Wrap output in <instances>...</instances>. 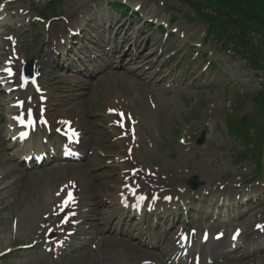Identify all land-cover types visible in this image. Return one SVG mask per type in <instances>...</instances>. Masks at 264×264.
I'll list each match as a JSON object with an SVG mask.
<instances>
[{
	"label": "rangeland",
	"instance_id": "374dc122",
	"mask_svg": "<svg viewBox=\"0 0 264 264\" xmlns=\"http://www.w3.org/2000/svg\"><path fill=\"white\" fill-rule=\"evenodd\" d=\"M42 1L24 0L23 3L25 5L30 3L31 6H37L38 12L35 11V13L43 17L62 14L64 17L66 15L67 17L77 18L80 13H83L86 17L90 15L93 19L87 27L91 32L93 31V33L97 34L99 43L107 46L108 42L112 44L114 40L115 42L119 41L118 38H115L116 35H112V37L108 38L112 31V28L108 26L112 24L113 20L116 21V19L122 18L121 14L115 12L108 4H105V0H55L48 5L46 4L48 0ZM106 1L111 3L110 0ZM158 1L160 0H146L145 4H151L153 7H156L157 5L160 6ZM163 1L165 5L160 6V9H163L166 17L169 15L176 17V20L171 23V26L178 27L179 31H183L189 39H187L186 36V38H180L176 34L172 35L171 38L163 44L159 39V32L154 29H151L149 32L147 31V33H152V41L158 43L159 48L156 54L153 55L157 63L147 74L150 76L153 73H157L159 69H162L158 72V76L163 77L170 73L171 79L175 78L173 86L168 90H164L163 83L162 88H157V86H153L149 83L148 86L154 91L152 93L153 98L147 100L146 95H139L137 93V86L131 76L127 75L123 77L121 68H112V81H110L109 84H107L108 81L106 77H98L93 87L88 89L82 86L79 92L86 93L79 96L74 95V97H76L74 99H72L73 97H69V91L73 89V87L58 90L56 92L58 95L60 94L57 98L60 101L57 103L59 104L58 107L62 106L61 113H69L70 117L78 119L79 124L86 132L85 145L91 148L92 142H95L97 145L110 142V135L107 136V133L110 131L109 127L105 128L104 133L100 130L104 128L103 125H105V122L109 121L105 118L106 113L104 110L107 105V100H111L115 96L120 100H124L128 103V110L135 115L137 119H140L141 127L140 130H138V134L141 141L146 144H151V147L145 146L142 148V154H140L141 163L149 167L156 166V168L159 169L160 175L163 177L175 175V177L169 178V182L173 185L186 186V193L188 195L193 192L187 186L188 180H190L193 175L199 182H203L199 185V189L194 191L195 193L201 192L202 187L209 190L212 187H216L221 181H224L222 185H225V190H228L231 196L229 193H225V196H220L217 190L208 192L209 194L207 195L202 191L199 200L203 197L210 196L218 197L220 200L219 202L226 201V203L230 202L229 204H233L236 202V194L249 190V188L241 187L236 190L235 186H232L230 181L237 182L240 176L247 178L248 175L254 174L256 169L253 161H247L246 159L235 160L232 156L231 147H233V145L237 146L236 149L238 150H242L243 146L238 147L233 138L228 136L225 126V117L226 113L231 111L230 103L234 100L235 96L237 94H243L247 90L250 92L258 90L260 85L264 83V74L252 70L239 55L235 54L233 51H227L224 46H220L213 40L205 38L201 49L199 47H189V45L196 42L198 44V42L202 40L205 29L204 23L198 20L188 21L184 18L183 15L190 16L192 12L182 1ZM167 4L173 5V9H167ZM105 18L108 20H101ZM9 19L10 21H8V23L13 24L18 21V19L22 20L23 16H13ZM58 21L62 23L63 20L59 19ZM104 22L106 24H102ZM128 25L131 29L139 27V25L135 26L133 23H129ZM105 26L108 27L107 30H104ZM141 29L145 30L147 28L142 27ZM39 30L36 36L35 34H27L24 38L21 52L26 58L37 57L35 54L38 55L40 48L47 49V47L42 45L43 42L45 44V41H47L45 39L47 34L45 36L40 33L42 31L45 32L42 27ZM147 33H144L142 38H144ZM131 36H134V34ZM109 39H111V41H109ZM252 42L255 43L257 40L253 37ZM182 43H185V45L183 49L180 50ZM171 47L176 49L170 52ZM161 48H163L164 52L160 55L159 50ZM198 50L199 54L201 55L204 53V56L203 58L194 60L195 51ZM2 51L4 53V48L0 45V59L3 57ZM188 55H192V57L188 59ZM207 60L211 61L210 67L202 69L205 62V64H208ZM94 61L95 63H99L101 58ZM164 63L166 64L163 66ZM126 66L128 67V65ZM142 69L145 70V68ZM178 70L179 73L176 74ZM60 73V78L66 75V73L61 70ZM105 73L106 72L103 74ZM148 81L149 80L146 79V82ZM60 98H62V100H60ZM151 101L155 104V107ZM252 107L253 103L251 101H243L237 112L239 114H247L252 110ZM210 109H212L213 113L211 115H206L207 111ZM53 112L52 109L51 113ZM187 128H190V134L193 135V137L189 140L191 144L187 147H183L180 141L183 139V135ZM4 133V129H2L3 136ZM201 133L204 134V140L201 145H197L196 140ZM11 153L13 152H11L10 149H8L6 154L2 151L0 152V175H4L6 171H9L13 166L17 167L15 162L11 159ZM90 158V162L93 165L88 168V170L91 172H87L84 175H74L77 178L79 176L81 177L82 182L79 185H81L85 191L87 190L86 196H91L93 202L97 205H107L103 198V194L105 192H107V194L113 193V188L115 186L114 178L119 177V168L113 165H107L106 163L94 164V157L91 156ZM261 165L262 169L252 186V189H254V197L259 196V198L264 191V186H262L264 184V149ZM49 168L50 166H43L34 169L38 174L43 172L47 175L43 177L46 184L40 185L38 190L42 199H46L48 196L52 197L56 184L58 185L62 181L59 178V174L54 178L50 174ZM82 172L84 173L85 170L83 169ZM16 181L17 179H15L13 175H5L0 180V187L6 185V187L0 191V251L15 244V239L17 242L21 243L29 242L35 234L34 230L37 231L40 229L44 222L42 219L49 210L48 205L36 203L35 200L25 205L23 209L19 208L15 200V194L12 193ZM100 186L103 188L102 192H99ZM263 198L259 201L255 198L254 202L243 205V207L236 205L234 208L236 213L240 211L244 212V215L239 220L233 218L230 221V213L224 214L222 217L229 221L228 223L239 222L243 224L250 216H255V214L258 216L261 213V208L264 210V203H262ZM106 199L109 201L108 198ZM258 203H260L262 207L257 206ZM191 205L194 204L191 203L190 206ZM195 205L196 209L199 208V206L206 211L210 209L209 203L204 199L200 201V204L198 203ZM22 211L26 214L24 219L21 218V224H26V227H21L14 232L11 229L10 220L11 218H14V220L16 219L17 225V218L21 217L20 214ZM228 211L232 212L230 210ZM118 222V218H112L111 223L107 225L111 227V229H117V231L111 235L104 232V226L106 225L102 224V222H98L100 223L98 229L102 241L100 240L96 252L89 246L77 244L76 248L67 252L59 260H52L49 256L43 258L40 255L41 252L37 248H34L18 252V254L10 258H1L0 264H138L137 260L145 258V256H136L130 252L127 248L130 242L126 239H122L118 234V231H121ZM127 223L128 221H126L125 226H128ZM170 223L171 222H169V224ZM161 225L165 226V229L169 227L164 223H161ZM93 228L95 232L96 228ZM146 232L150 234L153 231H151V228H147ZM96 233H98V231H96ZM137 233L138 229L136 227L128 232L129 236H136ZM107 236H110L114 240H112V244L106 246L104 238ZM138 240H143L140 234L137 236V240L132 243L141 249H147L157 253V251L140 246ZM148 244H150V242H148ZM160 246L166 247L167 245L160 243ZM252 247H254V241L250 245V248ZM252 256L253 252L249 251L236 261H231L228 264H264V260H262L260 256L251 260Z\"/></svg>",
	"mask_w": 264,
	"mask_h": 264
},
{
	"label": "bare ground",
	"instance_id": "6f19581e",
	"mask_svg": "<svg viewBox=\"0 0 264 264\" xmlns=\"http://www.w3.org/2000/svg\"><path fill=\"white\" fill-rule=\"evenodd\" d=\"M122 28H123V25L119 24V28L116 30V34L117 35L121 33ZM66 36H67V33L65 35H61V37H64V38ZM124 41H125V38H124V35H123L121 42H124ZM135 41L136 40H134V42ZM140 43H144V40L141 41ZM57 45H58V42H57ZM119 47L120 46H117V44L114 45L112 47V49H113L112 52L109 51L108 53H106V55L110 56V59H115L116 57L114 55L118 52ZM144 53H145V51L144 52L141 51L138 56H135L134 59H132V58H130L131 53L129 54L128 51L124 52V51L120 50L119 56L116 55V56H118L117 57L118 58V64H116V65L123 69L124 68L123 65H124V62H126V60H128L127 63H130L132 60H138L140 64L141 63L147 64L148 61H149L150 55H144ZM113 56H114V58H111ZM113 63H106L102 70L106 71L107 69H110L113 66ZM138 70H139V74H141V75H144V74L147 73V72H141V66L138 65V66H136L133 69H127V70L124 69L125 72H124L123 75L126 76L127 74H130L131 76L136 77L137 78V81H136L137 89L136 90H137V92H139V91L141 92V90L143 89V84L141 82V78L137 77L138 74H136V73L138 72ZM115 98H117V97L115 96ZM124 106L125 105L122 102L114 101V102H110V106L109 107L111 109H114L116 107L123 108ZM115 159L116 160H121L122 164L127 163V160L123 156H117V157H115ZM71 167L72 168H76L77 165H73V166H69V165H62L61 166V165H58L54 169L55 170L64 171L67 168H71ZM77 169H83V168L78 167ZM44 183L45 182L42 179V177L39 176L38 174L34 173V172H23V173H20L18 175L17 181H16V183L13 186L14 188L12 189V193L15 194V197H16L15 200H16L17 204L20 206L21 209H23L24 206L29 204L32 200H35L36 203H42L43 205H46L52 199V197H50V196H48L46 199H42L41 196L39 195V191L38 190L40 188V185H42V184L44 185ZM122 184H123V182L120 183L117 187L119 188L120 185H122ZM124 195H125V192L121 190V191H119L118 194L114 195L115 197L113 198V200L116 201V203H118L117 199L118 198L119 199L123 198ZM116 211H117V209L115 208L114 212H116ZM25 214L26 213L24 211H22L21 214H20L21 217L19 218V223H18L19 228L20 227H24V228L26 227V224H24V225L21 224L22 223V219H24ZM107 231H109V229H107ZM168 232H170V230ZM120 234H124V235L127 234V229L125 231H123L122 233H120ZM167 235H168V233H166L164 235V237H167ZM106 239H108V238H106ZM133 246H130V249L135 250L136 246L135 247H133ZM138 253L144 254V252H142V251H139V252H137L135 254L137 255ZM261 259L264 260V255L261 256Z\"/></svg>",
	"mask_w": 264,
	"mask_h": 264
},
{
	"label": "trees",
	"instance_id": "16d2710c",
	"mask_svg": "<svg viewBox=\"0 0 264 264\" xmlns=\"http://www.w3.org/2000/svg\"><path fill=\"white\" fill-rule=\"evenodd\" d=\"M250 16L253 17L254 21H256L259 25L264 28V4L258 5V10L254 14H251ZM256 16H260V18H257Z\"/></svg>",
	"mask_w": 264,
	"mask_h": 264
},
{
	"label": "snow or ice",
	"instance_id": "6c2138e0",
	"mask_svg": "<svg viewBox=\"0 0 264 264\" xmlns=\"http://www.w3.org/2000/svg\"><path fill=\"white\" fill-rule=\"evenodd\" d=\"M6 71H8V74H9V75H12V74H13V73L11 72V69H10V68H9V69H6ZM120 116H121V118L123 119V114H122V113L120 114ZM121 127H123V124H122V123H121ZM72 135L75 136L76 134L73 132ZM68 196H69V201L72 200V194L69 193ZM69 201H66V202H65V206L67 205V203H68Z\"/></svg>",
	"mask_w": 264,
	"mask_h": 264
}]
</instances>
